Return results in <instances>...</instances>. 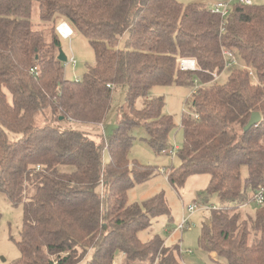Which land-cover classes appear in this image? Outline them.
Masks as SVG:
<instances>
[{
    "label": "trees",
    "instance_id": "obj_1",
    "mask_svg": "<svg viewBox=\"0 0 264 264\" xmlns=\"http://www.w3.org/2000/svg\"><path fill=\"white\" fill-rule=\"evenodd\" d=\"M34 1L43 28L30 20ZM61 21L93 50L80 79L65 78L57 59ZM223 50L235 59L228 67ZM180 57L197 69L181 70ZM223 71L219 83L213 73ZM194 80L180 119L179 164L167 180L176 188L189 175L209 174L204 193L225 205L201 220L199 247L227 264H264V203L253 216L240 209L264 183V4L235 1L220 17L209 5L176 0H0V191L22 208L12 264H114L116 252L120 264H182L178 245L138 237L168 208L163 193L127 201V190L154 173L128 158L129 129L142 125L155 152L168 148L175 124L162 112L163 97L148 90L192 88ZM121 86L125 109L104 140L61 125L101 124ZM46 110L51 117L36 122ZM253 111L261 118L243 131Z\"/></svg>",
    "mask_w": 264,
    "mask_h": 264
},
{
    "label": "rangeland",
    "instance_id": "obj_2",
    "mask_svg": "<svg viewBox=\"0 0 264 264\" xmlns=\"http://www.w3.org/2000/svg\"><path fill=\"white\" fill-rule=\"evenodd\" d=\"M176 1L183 4L203 3L209 5L217 0ZM251 2L264 4V0H251ZM30 20L35 28H43L38 16V5L35 1L32 3ZM125 38L126 34L121 36L118 46L123 47ZM60 46L67 58L63 62L65 78L70 80L80 79L88 65H91L94 61L93 50L88 39L74 29L69 38H60ZM226 76L227 72L223 71L218 75L217 82L221 83L225 81ZM191 90L190 85L175 84L154 85L148 90L147 96L163 97L162 112L170 114L175 124L173 130L168 135V147L169 145L172 147L176 145L179 148L182 144L183 133L180 127V119L183 111H189ZM124 95L125 86L114 90L111 110L106 120L99 125H86L73 121H63L61 125L67 128L85 130L97 141H100L99 136L104 140L113 133L117 119L119 118V111L125 109ZM135 104L136 106H140L141 99L138 98ZM44 112L35 116L36 122L43 123L44 119L48 120L51 117L49 110ZM129 133L133 136V140L128 151V158L140 164L151 165L154 173L148 179L134 183L127 190V201L130 203H141L157 193H163L168 208V213L152 218L149 226L138 232L140 240L146 241L158 235L166 246L173 247L178 245V258L182 264H227L223 257L218 256L215 252L201 249L197 243L201 220L208 216L211 208L219 207L223 203L215 194L204 193L210 175L207 173L192 174L185 179L181 186L173 187L167 180V173L172 166L179 164L176 151L173 155L164 153L163 151L155 152L147 143V132L142 125L132 126L129 129ZM242 176H246L245 167L242 168ZM202 201L204 203H201ZM192 204L198 205V208L191 212L188 210V206ZM258 206L259 204L251 201L240 206V209L249 216H253L254 210ZM21 221V204H12L0 191V264H12L20 256L14 240H18L19 238ZM180 224L186 226L182 231L179 229ZM188 249H191L192 252H186ZM122 258L121 253L116 252L114 264H120Z\"/></svg>",
    "mask_w": 264,
    "mask_h": 264
},
{
    "label": "built area",
    "instance_id": "obj_3",
    "mask_svg": "<svg viewBox=\"0 0 264 264\" xmlns=\"http://www.w3.org/2000/svg\"><path fill=\"white\" fill-rule=\"evenodd\" d=\"M235 1L248 4V5L252 3L251 0H217L209 4V11L215 14H219L220 17H224L229 12L231 4ZM56 30L58 34L61 36V38H69L73 33L72 29L65 21L59 22L56 25ZM223 55L230 59L226 61L225 67H228L230 64L235 63V59L229 51L223 50ZM177 61H178V66L181 70H196L197 69L194 59L180 57L177 59ZM213 76H214V79L218 78V75L215 73H213ZM194 81L196 84L195 86L192 87L191 94H193L196 91L197 87L199 86V83L196 80ZM176 150H177L176 145H173V147L169 145V147L164 149L163 152L173 155ZM252 201L259 205H262L264 203V183L259 185L254 190L253 195H252ZM196 208H198V205H195V204L188 206V210L191 212ZM185 227L186 226H184L183 224L179 225V229H181V231Z\"/></svg>",
    "mask_w": 264,
    "mask_h": 264
},
{
    "label": "water",
    "instance_id": "obj_4",
    "mask_svg": "<svg viewBox=\"0 0 264 264\" xmlns=\"http://www.w3.org/2000/svg\"><path fill=\"white\" fill-rule=\"evenodd\" d=\"M57 59L62 61V62L67 60V58H66L64 52L61 50V48H59ZM61 118L62 117H59V119H61ZM260 118H261V116H260L259 112H257V111L251 112L248 121L246 122V124L243 127V131L248 130L251 126L256 124L260 120Z\"/></svg>",
    "mask_w": 264,
    "mask_h": 264
},
{
    "label": "crops",
    "instance_id": "obj_5",
    "mask_svg": "<svg viewBox=\"0 0 264 264\" xmlns=\"http://www.w3.org/2000/svg\"><path fill=\"white\" fill-rule=\"evenodd\" d=\"M186 252L191 253L192 251H191V249H188V250H186Z\"/></svg>",
    "mask_w": 264,
    "mask_h": 264
},
{
    "label": "bare ground",
    "instance_id": "obj_6",
    "mask_svg": "<svg viewBox=\"0 0 264 264\" xmlns=\"http://www.w3.org/2000/svg\"><path fill=\"white\" fill-rule=\"evenodd\" d=\"M65 29V28H64Z\"/></svg>",
    "mask_w": 264,
    "mask_h": 264
}]
</instances>
